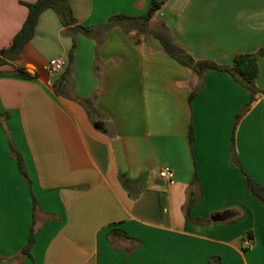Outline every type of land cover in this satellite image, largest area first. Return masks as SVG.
Wrapping results in <instances>:
<instances>
[{"label": "crops", "instance_id": "0c3cea01", "mask_svg": "<svg viewBox=\"0 0 264 264\" xmlns=\"http://www.w3.org/2000/svg\"><path fill=\"white\" fill-rule=\"evenodd\" d=\"M35 1L0 0V50ZM68 2L76 25L97 28L144 14L150 0ZM160 22L195 60L230 66L264 44V0H166L148 32L114 26L98 38L47 8L20 57L0 66V264H264V205L245 183L264 189V54L252 97L219 70L200 82L150 33ZM73 44L70 81L55 86L64 69L50 75L47 63L66 67ZM79 98L93 103L90 115Z\"/></svg>", "mask_w": 264, "mask_h": 264}, {"label": "trees", "instance_id": "16d2710c", "mask_svg": "<svg viewBox=\"0 0 264 264\" xmlns=\"http://www.w3.org/2000/svg\"><path fill=\"white\" fill-rule=\"evenodd\" d=\"M165 1L166 0H150L146 12L137 17L126 16L123 14L112 15L104 24L97 26V28L76 25L68 0H36L35 2L25 3L26 7L28 8L27 17L24 20L19 31L14 35L10 46L8 48L0 50V66L4 65L6 61H16L20 57L22 48L34 35V28L39 15L47 8H51L56 12L58 17L60 18L62 25L67 29L71 27V31L80 32L86 36L98 38L99 30H106L114 26H120L123 28H137L142 32H148L149 21ZM150 33L160 42L166 54L176 59L180 64L189 68L192 73L198 77L200 82L206 72L219 70L231 75L236 81H238L239 84L247 89L251 97L261 91L256 86V78L258 76V57L264 54V44L260 46L255 52L236 54L232 60V64L230 66H224L219 65L211 60H195L181 45H179L173 39L168 28L162 22L157 24L156 28L154 30H151ZM74 47L75 45L73 44L68 56L69 63L64 68V71L62 72L60 79L55 86H67L68 82L70 81V64L73 59L72 54ZM1 73L2 72L0 71V74ZM12 75L22 78L30 77L29 75L24 74L22 72V69L15 70L14 72H12ZM199 89L200 85L192 90L189 95V100H191L195 96ZM262 92L264 94V90ZM79 100L90 115L94 110V105L91 100L88 98H79ZM7 117L8 115L6 113L0 112V123L4 122ZM94 125L97 128L105 131V127L102 123L94 121ZM187 140L189 143H191L193 140L192 127H188ZM8 145L10 152L16 159L22 177L29 184L22 157L9 138ZM245 183L250 192L264 205V189L254 183L248 177L245 178ZM33 207H35V204H33ZM34 238L35 233L32 228L29 238L25 246L21 250L22 255H30V250L34 243Z\"/></svg>", "mask_w": 264, "mask_h": 264}, {"label": "built area", "instance_id": "2783aa9c", "mask_svg": "<svg viewBox=\"0 0 264 264\" xmlns=\"http://www.w3.org/2000/svg\"><path fill=\"white\" fill-rule=\"evenodd\" d=\"M65 67V62L61 58H52L48 61L46 66V71L50 75H55L60 73ZM158 177L165 181L168 184H172L174 182V173L168 167H162L157 172ZM242 245L244 248H250L252 246V239L249 236H246L243 241Z\"/></svg>", "mask_w": 264, "mask_h": 264}, {"label": "water", "instance_id": "95a60500", "mask_svg": "<svg viewBox=\"0 0 264 264\" xmlns=\"http://www.w3.org/2000/svg\"><path fill=\"white\" fill-rule=\"evenodd\" d=\"M112 149L114 151L115 162H116L117 167L120 170V173L125 174L127 171V167H126L124 155L122 153V149H121V145H120L119 140H114L112 142Z\"/></svg>", "mask_w": 264, "mask_h": 264}, {"label": "rangeland", "instance_id": "374dc122", "mask_svg": "<svg viewBox=\"0 0 264 264\" xmlns=\"http://www.w3.org/2000/svg\"><path fill=\"white\" fill-rule=\"evenodd\" d=\"M162 209V208H161Z\"/></svg>", "mask_w": 264, "mask_h": 264}]
</instances>
